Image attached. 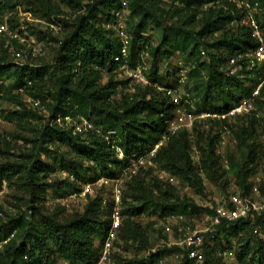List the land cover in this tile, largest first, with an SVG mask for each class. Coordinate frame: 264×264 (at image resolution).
I'll return each instance as SVG.
<instances>
[{
  "label": "rangeland",
  "instance_id": "obj_1",
  "mask_svg": "<svg viewBox=\"0 0 264 264\" xmlns=\"http://www.w3.org/2000/svg\"><path fill=\"white\" fill-rule=\"evenodd\" d=\"M103 1L0 0V5L7 7L0 11V27L5 25L8 29V32H0L7 51L9 63L6 64L51 66L59 45L72 29L70 23L90 10L101 8ZM120 1L128 18L124 28L130 36L137 18L126 6L129 0ZM157 1L163 15L147 22L139 58L130 66L131 70L140 68L148 84H140L120 70L112 75L102 73L99 83L101 86L109 85L111 81L117 83L118 96L114 103H120L122 109L125 96L129 105H135L139 103L136 93L138 95L148 87L163 93L174 105L167 130L146 133L148 143L142 154L144 165H138L136 174H129L123 181H120L123 169L137 162L139 156L128 160L124 168L118 154V164L103 165L86 161L74 144L60 142L56 135L44 139L53 103L48 91L53 81L49 82L43 95L34 96L25 89L13 88L16 81L14 71L3 78L1 83L7 91H2L4 96L0 100V245L6 241L3 238L9 239L15 230L17 234L12 240L16 247L26 241L31 222L35 232L38 231L35 236L38 246L32 248L33 258L30 259V254L27 258L32 262L40 259L42 264H73L60 254L52 239L53 228L56 224L93 216L103 225V233L94 237L93 252L97 260L74 264H259L264 258V219L256 227H237L235 224L229 228L223 223L221 228L212 224L215 207L229 205L232 196L240 193L251 199L264 197V98L256 101L249 114L222 120L214 115L225 113L226 106L216 100L217 93L211 90L206 97L198 96L195 112L186 108L187 115L191 116L189 121H193L192 130L184 127L174 130L170 123L177 117L179 107L167 91L181 87L183 91L197 93L195 88L204 86L212 65L219 59L224 60L221 69L230 70L229 60L234 53L221 44L215 45L221 31L207 37L197 53L193 52L192 46L182 44L180 33L172 26L187 25L198 33L201 31L200 14L194 17L196 22L189 27L190 19H193L190 13L187 16L174 15L176 8L183 9L179 2ZM206 9L204 6L200 11ZM108 12L114 13L112 6ZM105 21L99 22L103 28ZM164 30L170 32L167 44H163ZM116 31L113 30L115 37ZM38 37L44 40L40 41ZM157 49L158 54H155ZM239 73L244 74L245 70ZM245 77L242 76V95L231 97L232 105L255 87L257 75ZM9 91L20 95L23 104L20 105ZM148 95L151 96V92ZM31 99L40 101L43 107H35ZM72 101L84 109L83 112L93 113L80 99L73 98ZM137 112L139 115L135 119L141 125L146 122L151 126L153 118L158 119V114H151L149 108L140 107ZM91 119L96 125L97 115L93 114ZM126 123H121L118 130L121 131ZM112 125L98 124L96 127L105 134L112 131L109 128ZM95 136L100 137V134ZM186 154L202 177L203 191H197L182 171ZM132 176L140 177L145 191L136 192L130 188ZM116 185L122 188L118 206L121 226L113 240ZM148 193H151L152 200L146 212L140 217H132L130 206L139 207L141 202L137 199H146ZM170 215L179 217L172 233L166 231ZM20 217L25 218L21 225L17 223ZM187 228L200 231L204 238L203 254L198 258H190L187 249L178 244L185 237ZM247 243L250 252L246 253L245 261L239 263L238 257ZM3 246L0 248V264H7L12 259V249Z\"/></svg>",
  "mask_w": 264,
  "mask_h": 264
},
{
  "label": "trees",
  "instance_id": "obj_2",
  "mask_svg": "<svg viewBox=\"0 0 264 264\" xmlns=\"http://www.w3.org/2000/svg\"><path fill=\"white\" fill-rule=\"evenodd\" d=\"M173 1L175 3L179 2L183 6V9L176 8L174 15L187 16L188 13L191 14L193 19H190L189 27L196 22L194 17L200 14L199 23L201 31L198 33L192 29L190 30L187 25L180 26L175 24L172 26L175 32L178 31L180 33L179 37L180 41L181 39L183 40L182 44L192 46L193 52L197 53L199 45L201 43L205 44L204 40L207 37L220 31L222 35L218 37L215 45L221 44L231 49L233 53L237 50L253 51L259 46V42L254 36L252 29L240 24V21L246 16V12L229 0ZM259 1L264 7V0ZM109 6L113 7L114 13L125 10L124 7L122 8L120 0H104L101 8L90 10L87 14L77 17L70 23L72 29L69 31L66 40L59 45L54 64L51 66L7 65L6 63L9 62L7 51L4 48L5 41L0 39V100L4 96L2 91H7L1 82L11 71L16 73V81L13 88L15 90L25 89L31 95L34 94V96L43 95V92H45V89L50 84L49 82L53 81L51 89L48 91V96H50L53 103L50 105L49 124L43 134L44 139L45 137L47 139L56 135L60 142L67 141L70 144H74L81 157L89 162L102 163L103 165L112 162L117 163V154L101 137L89 135L88 139L84 140L80 136H73L69 131L54 123V119L58 115L66 116L77 112L92 121L91 116L93 114L95 116L96 114L98 118L96 126L98 124L108 125L113 123L109 127L111 128L110 130H114L120 134V147L125 156L120 162L122 163V168H124L128 164V160L143 154L148 143L147 132L157 133L161 130L163 133L167 130V124H169V120L173 116L174 105L170 104L169 99L163 93H159L155 89L148 87L140 94L137 95L136 93L135 97L139 99V103L135 105H129L125 96V104L123 102L125 107L122 109L120 103H114V99L118 96L117 83L114 84L111 81L106 86L99 84L102 73L112 75L115 71L120 70L118 63L115 62V58L121 52L122 42L113 34L116 18L114 13L108 12ZM126 6H128L127 8L131 11L132 16L137 18V23L129 36L130 66H132L134 61L139 58L140 45L144 40L147 22L152 19H159V16L163 14H161L157 0H129ZM204 6H207V9L200 11ZM0 8V11L7 9V7H2L1 5ZM102 19H106L105 28L99 24ZM257 21L262 33L264 30V15H258ZM38 38L40 41L44 40L41 37ZM169 38L170 32L164 30L162 37L163 44H167ZM155 52V54H158V49ZM223 62V59H219L217 63L212 65L213 68L206 83L204 86L196 87L197 93L194 94L197 98L198 96L206 97L209 91L215 90L217 93L216 100L224 104L226 106L224 109L227 111L233 106L231 104L232 98L234 99L236 94L242 95L244 88V78L242 76L245 75L247 77V75H251L252 73L245 70L244 74L230 75L232 67L230 70L226 69L224 71V69H221V63L223 64ZM29 83H32V85L30 86ZM149 92H151V96L148 95ZM9 93L14 99L18 100L20 105L23 104L20 95H13L11 91ZM262 97L264 98V88L262 89L260 98ZM73 98L80 99L83 104L88 105L93 110V113L89 115L83 112L84 109L76 105L72 101ZM140 107L149 108L152 110L151 114H158V119L155 120L153 118L151 126L146 122L141 125L140 121L135 119L139 115L137 111ZM34 110L38 111V109ZM220 112H223V109ZM124 121H127V123L119 131L118 127ZM181 136H187V134H182ZM185 143L188 144L187 139H185ZM183 164H181V168L187 179L197 191H203L202 177L193 167L189 155L186 154ZM31 172L34 171L32 170ZM131 178L129 186L132 190L136 192L146 190L140 177L132 176ZM32 179L34 180V176H32ZM1 184L0 180V192ZM147 195L146 199H137V202H141L139 207L130 206L129 212L132 217H140L146 212L147 205L152 200L149 197L151 193ZM24 219V217H20L17 223L21 225ZM263 219L264 216H258L252 220L241 219L231 223H224L229 228L235 224L237 227L239 225H252L256 227ZM32 225L33 223L30 222L26 241L16 247L11 239L4 245L5 248L12 249V259L7 264H42L40 259L32 262V260H29V257L27 258L28 254H30V259L33 258L34 253L32 248L35 249L34 247L38 246L37 243L35 244V236L38 234V231L35 232L36 229ZM221 228L223 227L221 226ZM15 232L17 234V230ZM102 233L103 225L95 217L85 216L64 224H56V227L53 228L52 239L56 243L60 254L70 263L92 262L97 260V256L93 252L94 237ZM3 240H7V237H4ZM249 245L247 243L244 246L243 253L239 255V263L245 261L246 253L250 252ZM259 264H264V258L260 259Z\"/></svg>",
  "mask_w": 264,
  "mask_h": 264
},
{
  "label": "built area",
  "instance_id": "obj_3",
  "mask_svg": "<svg viewBox=\"0 0 264 264\" xmlns=\"http://www.w3.org/2000/svg\"><path fill=\"white\" fill-rule=\"evenodd\" d=\"M229 1L236 4L238 8L246 12V16L242 21H240V24L252 29L254 36L259 42V46L253 51L237 50L235 51L233 57L229 60L232 67L230 75H237L240 70L242 71L244 69L246 71H250L253 75H257V80L255 87L250 90L249 94L243 95L238 103H235L225 113L214 115L216 118L222 120L244 116L252 112L255 108L256 101L261 97V92L264 88V39L257 21L258 15H264V7L261 5L259 0ZM114 16L116 18V25H114L113 30H118L116 31V37H118L122 42L121 52L115 58V62L118 63L120 71H125L136 82L140 84H148V80L144 75H142L140 68L135 70L130 69V37L124 28L126 27V22L128 21L127 14L125 11L121 10L116 11ZM0 32H8L7 27L2 25L0 27ZM181 82H184V80H181ZM167 94L170 98H172L174 104L179 107V110L176 113L177 117L170 123V126L172 128L174 127V130L179 127H184L188 131H191L193 128V121H189L191 116L187 115L186 108L188 107L194 112L197 110V96L194 94L193 90L183 91L181 87L169 89ZM30 102L33 103L35 107L42 106L40 101L31 99ZM54 122L69 131L73 136H80L84 140H87L89 135L100 134V137L111 146L113 151L118 154V157L121 160L125 158L120 147L121 137L117 135L118 133L116 131L113 130L108 131L105 134H101V131L91 120L77 112L66 116L58 115L54 119ZM225 129L227 130V127ZM152 155H154V153ZM144 162L143 155L140 154L137 162L132 163L130 166L123 169L120 181H123L129 174H136L137 166H143ZM114 192L117 207L113 212V240L116 238L117 229L121 226V212L118 207L122 196L121 186L116 185ZM215 212L212 224L216 226H220L224 222L231 223L241 219L252 220L258 216H264V197L251 199L239 193L238 195L230 198L229 205L224 204L215 207ZM178 222L179 217H177V215H170L167 219L166 231L168 233H172L173 225L178 224ZM15 234L16 232H14L9 239L3 242L0 245V248H2V246L9 240L14 238ZM178 244L180 247L187 249L188 256L192 259L198 258L203 254L204 238L200 235V231H192L190 228H187L185 237Z\"/></svg>",
  "mask_w": 264,
  "mask_h": 264
}]
</instances>
